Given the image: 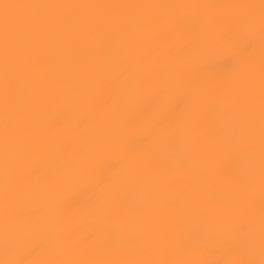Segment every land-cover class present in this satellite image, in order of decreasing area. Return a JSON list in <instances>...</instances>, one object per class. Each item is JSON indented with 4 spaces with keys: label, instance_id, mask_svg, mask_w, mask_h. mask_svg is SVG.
<instances>
[{
    "label": "clouds",
    "instance_id": "1",
    "mask_svg": "<svg viewBox=\"0 0 264 264\" xmlns=\"http://www.w3.org/2000/svg\"><path fill=\"white\" fill-rule=\"evenodd\" d=\"M0 264H264V0H0Z\"/></svg>",
    "mask_w": 264,
    "mask_h": 264
}]
</instances>
